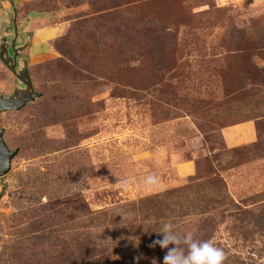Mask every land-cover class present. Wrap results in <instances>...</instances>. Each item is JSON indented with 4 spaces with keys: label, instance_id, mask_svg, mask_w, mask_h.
<instances>
[{
    "label": "rangeland",
    "instance_id": "374dc122",
    "mask_svg": "<svg viewBox=\"0 0 264 264\" xmlns=\"http://www.w3.org/2000/svg\"><path fill=\"white\" fill-rule=\"evenodd\" d=\"M29 1L0 0V47L17 32V71L42 95L0 113L19 149L0 177V264H80L85 237L106 249L92 264H163L167 221L225 264H261L264 149L222 131L250 121L264 138V0ZM24 89L0 60V96ZM149 173L162 190L113 186Z\"/></svg>",
    "mask_w": 264,
    "mask_h": 264
},
{
    "label": "clouds",
    "instance_id": "9594fccd",
    "mask_svg": "<svg viewBox=\"0 0 264 264\" xmlns=\"http://www.w3.org/2000/svg\"><path fill=\"white\" fill-rule=\"evenodd\" d=\"M137 185L146 192L162 190V181L155 173H149L138 180L133 176L118 177V182L113 184L116 189L124 192L131 191ZM114 212L116 216L122 217V224L128 220L129 225H132L135 219L133 212L121 207L115 208ZM154 232L160 234L162 239L155 240L152 246L159 245L161 249H167L163 264H225L227 260L223 248L216 246L211 240L198 238L191 231L177 230L170 221L162 222L159 229ZM170 245L172 247H169ZM261 264H264V261Z\"/></svg>",
    "mask_w": 264,
    "mask_h": 264
},
{
    "label": "water",
    "instance_id": "95a60500",
    "mask_svg": "<svg viewBox=\"0 0 264 264\" xmlns=\"http://www.w3.org/2000/svg\"><path fill=\"white\" fill-rule=\"evenodd\" d=\"M17 32L10 45H6L4 40L3 45L0 47V60L9 69V71L19 80L26 89L11 95L10 97L0 96V113L9 111H20L25 108L29 103H33L36 99L41 98L42 95L35 91L32 84V79L29 74L28 63L23 61V69L17 71L18 55L21 48H16ZM9 48L12 50L13 55L9 56ZM24 49V48H23ZM4 130L0 129V177L6 175L11 169V162L18 154L19 149L14 151L10 150L4 138Z\"/></svg>",
    "mask_w": 264,
    "mask_h": 264
},
{
    "label": "crops",
    "instance_id": "0c3cea01",
    "mask_svg": "<svg viewBox=\"0 0 264 264\" xmlns=\"http://www.w3.org/2000/svg\"><path fill=\"white\" fill-rule=\"evenodd\" d=\"M35 1V0H31ZM26 2H30L29 0H23V2L18 3L17 5H22ZM16 5V6H17ZM50 30V28H49ZM47 30V31H49ZM40 34V33H39ZM34 37V36H33ZM222 135L225 140V144L228 148H233L236 146H241L244 144H249L255 142L257 139V132L254 122H244L222 131ZM195 170V167L191 164V162L179 164L176 168V172L180 176L191 175Z\"/></svg>",
    "mask_w": 264,
    "mask_h": 264
},
{
    "label": "trees",
    "instance_id": "16d2710c",
    "mask_svg": "<svg viewBox=\"0 0 264 264\" xmlns=\"http://www.w3.org/2000/svg\"><path fill=\"white\" fill-rule=\"evenodd\" d=\"M75 2L76 1H72L73 4H77ZM115 6H121V5L117 3ZM103 29H106V28H103ZM144 32H148L150 36L153 37V39H156L158 38L159 35L163 34V31L161 30L158 33H156L155 31H152V27L150 26L149 23H148V27L144 30ZM256 132H257V141L253 144V146H259L262 149H264V138L261 132V128L256 126ZM198 172L199 171L197 170V173ZM218 202L219 201H214V204L217 205ZM86 238L87 237L81 240L80 243L78 244V252H79L78 258H79L80 264H92L94 262V258L96 255H100L99 253L105 254L104 251H106V249H103V247H101L99 243L96 244L93 241L86 239ZM97 249L99 250V252ZM116 264H119V263L117 262Z\"/></svg>",
    "mask_w": 264,
    "mask_h": 264
}]
</instances>
